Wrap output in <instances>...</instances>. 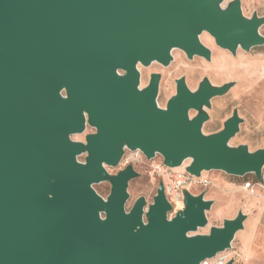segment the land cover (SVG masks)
Wrapping results in <instances>:
<instances>
[{
	"label": "water",
	"instance_id": "water-1",
	"mask_svg": "<svg viewBox=\"0 0 264 264\" xmlns=\"http://www.w3.org/2000/svg\"><path fill=\"white\" fill-rule=\"evenodd\" d=\"M224 2L0 0V264H201L233 247L243 210L202 233L214 204L205 192L185 190L184 208L169 216L161 180L153 202L141 195L127 209L140 173L108 168L140 150L172 168L189 161L197 177L221 170L264 183V145L230 143L244 121L238 109L204 131L212 99L234 81L204 77L193 90L181 76L165 107L160 72L140 86V65L168 66L175 49L211 60L204 32L234 55L264 45V15ZM87 125L95 131L74 139Z\"/></svg>",
	"mask_w": 264,
	"mask_h": 264
},
{
	"label": "rangeland",
	"instance_id": "rangeland-1",
	"mask_svg": "<svg viewBox=\"0 0 264 264\" xmlns=\"http://www.w3.org/2000/svg\"><path fill=\"white\" fill-rule=\"evenodd\" d=\"M230 0H225L224 6ZM243 12L247 16H252L254 12L259 15H264V0H241ZM261 33L264 34V25L261 27ZM202 41L212 49V59L207 60L202 56L189 58L181 49L173 51L174 60L168 66L154 62L149 66H141L142 86L148 84L150 75L153 72L162 74L160 82V90L158 102L165 107L168 99L176 93V79L185 76L187 84L193 90L198 88L199 82L208 77L213 84L221 85L225 82L234 81L235 84L224 95L216 96L212 99V106L208 108L210 114L209 120L204 125L206 133H212L220 130L223 127L224 121L230 117L234 109H238L239 114L244 118L239 132L231 139L232 145L247 144L251 150H256L264 145V45L253 47L247 51L241 47L234 55L230 50L224 49L216 44L215 38L209 33L204 32L201 35ZM196 111H191V115H195ZM94 128H89L92 131ZM85 133L76 134L74 139L84 140ZM128 155L132 152L127 150ZM159 159V157L157 158ZM189 161H187L188 163ZM152 160L148 159L142 152L139 159L133 163L140 175L130 181L129 192L130 198L127 202V209H130L134 201L141 195L147 198V203L154 201V196L157 193L161 180L165 184L168 180L151 173ZM184 166V165H183ZM123 165L111 167L110 171L118 172ZM203 177H209L213 183L209 187L194 186L192 188L185 187V190H190L195 194L205 192V197L213 199L215 202L212 208L207 212L209 223L206 227L200 228L199 232L207 233L214 225L220 226L225 218H233L237 215L239 209H245L246 204L249 205L251 200L257 201L258 194L252 191L254 184L258 183L254 173H249L245 176H234L227 174L221 170L204 171ZM249 180L252 183L249 193L243 190L245 182ZM98 192L103 196H107L111 190L109 182H102L95 185ZM241 189V190H240ZM263 189V188H262ZM182 205H175V212ZM263 231V227H260ZM253 229H251V221H246V227L239 231L238 236H241V243L236 248L245 254L250 241L253 237ZM246 236V237H245ZM234 252L235 247L229 249ZM255 253L264 258V247L255 245L253 254L249 257V262L246 264H257V259L254 258ZM244 262V261H243ZM263 264V262H259Z\"/></svg>",
	"mask_w": 264,
	"mask_h": 264
},
{
	"label": "built area",
	"instance_id": "built-area-1",
	"mask_svg": "<svg viewBox=\"0 0 264 264\" xmlns=\"http://www.w3.org/2000/svg\"><path fill=\"white\" fill-rule=\"evenodd\" d=\"M132 155L129 156L128 152L124 154L122 157L119 165H123L125 168L129 164H133L136 159H139V155H141L140 150L132 151ZM159 157V159H157ZM83 159V158H82ZM153 163L151 164V173L153 175H159L165 179L168 180V183L166 184V193L167 197L170 200L173 209L175 205H182L178 210L184 208V195H183V189L185 187L192 188L194 186H200V187H209L213 181L209 177H197L195 175L190 174L186 169L185 166L188 163H185L184 166L179 168H172L167 166L164 163V160L162 156L157 155L154 159H152ZM109 170L111 167H108ZM123 169V168H121ZM263 176H264V169H263ZM259 183V181H258ZM261 183V182H260ZM261 185L264 186V183H261ZM252 183L250 181L245 183V187H251ZM177 210V211H178ZM170 211V212H171ZM176 211V212H177ZM169 216H174L176 214H170ZM237 252H231L228 250L218 253L213 258H207L204 261L201 262V264H226L231 258H235L237 256Z\"/></svg>",
	"mask_w": 264,
	"mask_h": 264
},
{
	"label": "crops",
	"instance_id": "crops-1",
	"mask_svg": "<svg viewBox=\"0 0 264 264\" xmlns=\"http://www.w3.org/2000/svg\"><path fill=\"white\" fill-rule=\"evenodd\" d=\"M242 188L246 191V193H249L251 191L244 185L242 186ZM252 189V191H255L258 194L259 199L257 201H255L256 199L254 201L251 200V203H249V205L246 204L245 209L243 208L239 210H243L247 214L244 228L246 227V221L250 220L251 229H253L254 235L250 241L248 248L246 249V253L243 254L238 250V248H236V246H239V244L242 242L240 238L241 236H238L239 231L237 232L236 238L233 242V248L235 247V252H237L238 255L235 257L234 264H246L247 262H249V257L252 256L253 248L255 247V245L260 248L264 247V186L261 184H254ZM260 227H263V231H260ZM260 256L261 255H259L258 253H255L254 258L257 259V264H259V262H263L264 264V258L259 259Z\"/></svg>",
	"mask_w": 264,
	"mask_h": 264
},
{
	"label": "flooded vegetation",
	"instance_id": "flooded-vegetation-1",
	"mask_svg": "<svg viewBox=\"0 0 264 264\" xmlns=\"http://www.w3.org/2000/svg\"><path fill=\"white\" fill-rule=\"evenodd\" d=\"M146 85H147V84H146ZM140 86H141V88H142V87H144L145 85L142 86V82H141V85H140ZM89 128H92V127H90L89 125H87V129H86V131H85V136H84V138H86V134H88L89 132H94V131H95V129L92 130V131H88Z\"/></svg>",
	"mask_w": 264,
	"mask_h": 264
},
{
	"label": "trees",
	"instance_id": "trees-1",
	"mask_svg": "<svg viewBox=\"0 0 264 264\" xmlns=\"http://www.w3.org/2000/svg\"><path fill=\"white\" fill-rule=\"evenodd\" d=\"M248 181H249V180H247L246 182H248ZM246 182H245V183H246Z\"/></svg>",
	"mask_w": 264,
	"mask_h": 264
}]
</instances>
